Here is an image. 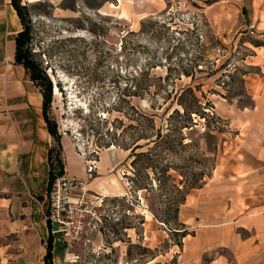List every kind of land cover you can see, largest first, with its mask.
I'll return each instance as SVG.
<instances>
[{"label": "rangeland", "instance_id": "rangeland-1", "mask_svg": "<svg viewBox=\"0 0 264 264\" xmlns=\"http://www.w3.org/2000/svg\"><path fill=\"white\" fill-rule=\"evenodd\" d=\"M18 1L29 53L51 86L48 120L85 174L90 167L86 187L113 176L109 185L123 188L115 196L87 187L99 215L65 251L66 264H182L180 231L191 233L184 205L217 174L233 142L229 116L251 105L253 52L264 49L261 7L253 0ZM111 147L120 161L99 174L98 157Z\"/></svg>", "mask_w": 264, "mask_h": 264}, {"label": "crops", "instance_id": "crops-1", "mask_svg": "<svg viewBox=\"0 0 264 264\" xmlns=\"http://www.w3.org/2000/svg\"><path fill=\"white\" fill-rule=\"evenodd\" d=\"M253 4L261 7L264 38V0ZM20 30L9 0H0V264H45L48 244L49 264H66L70 254L57 227L43 220L48 151L54 142L43 119L41 94L13 59ZM253 53V79L247 85L251 105L229 116L233 142L222 149L217 174L193 189L184 205L191 233L184 228L182 264H264V49L256 47ZM58 136L62 175L87 184L90 175L81 159ZM110 149L114 147L98 157L99 174L120 161L121 155ZM110 177L87 187L103 195H123L122 187L109 185Z\"/></svg>", "mask_w": 264, "mask_h": 264}, {"label": "built area", "instance_id": "built-area-1", "mask_svg": "<svg viewBox=\"0 0 264 264\" xmlns=\"http://www.w3.org/2000/svg\"><path fill=\"white\" fill-rule=\"evenodd\" d=\"M90 171L88 167L87 173ZM92 198L85 182L65 175L55 177L49 185L43 220L56 225L65 251L82 236L88 224L97 220L98 206Z\"/></svg>", "mask_w": 264, "mask_h": 264}, {"label": "trees", "instance_id": "trees-1", "mask_svg": "<svg viewBox=\"0 0 264 264\" xmlns=\"http://www.w3.org/2000/svg\"><path fill=\"white\" fill-rule=\"evenodd\" d=\"M9 3L16 12L21 25V30L17 33L14 39L13 59L16 64L20 65L25 70L27 74V78L39 88V92L42 97L41 108L43 112V119L46 124L48 133L53 139L55 145L54 147H51L48 151L49 185H50L55 177L61 176L63 174V164L60 156L61 147L59 143V136L56 133L55 124L53 122H50L46 116V110L49 107L51 101V86L49 80L44 75L43 70H40L38 68V65L35 64L29 53V49L27 47L30 40L29 26L24 21L23 7L20 6L18 0H9ZM141 91L143 92V94L144 93L146 94V92H148L149 90L148 88H143ZM182 110L184 111L183 107ZM173 112H175V109H172L168 116H170ZM172 143L173 141H166L167 146L171 145ZM185 235L186 232L185 230L182 229L180 231V238H183ZM49 261H50V246L48 244L46 247L44 263L49 264Z\"/></svg>", "mask_w": 264, "mask_h": 264}]
</instances>
